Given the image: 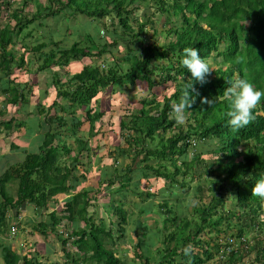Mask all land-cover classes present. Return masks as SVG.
<instances>
[{
	"label": "trees",
	"instance_id": "1",
	"mask_svg": "<svg viewBox=\"0 0 264 264\" xmlns=\"http://www.w3.org/2000/svg\"><path fill=\"white\" fill-rule=\"evenodd\" d=\"M19 1L0 0V15L15 9L14 5L21 6L11 12L14 26L0 25V83L2 80L6 83V87L0 84V93H11L7 102L16 108L31 103L22 91L23 85L14 77L26 72L34 76L35 71L30 70L34 63H39L35 72L37 78L39 73L50 72L48 70L54 64L60 68L78 63L82 67L78 73L70 75L66 83H62L57 74L51 76V81H46L43 92L51 95L48 98L52 99V104L45 108L36 103L38 117L44 119L33 120L42 131L39 150L37 153L25 152L21 164L9 167L0 176V227L6 223L8 208L17 211L29 204L47 211L51 199L61 195L60 212L68 214V220L76 229L68 238H72L77 251L88 256V263L76 256L74 264H123L113 248H117V243L124 237L123 226L127 220L132 219L130 225H136L139 217L128 216L122 205H113L114 197L111 196L125 190L126 195L121 201L127 200L133 178L141 177L157 182V185L147 183L151 189L139 197L152 204L158 201L159 211L156 205H149L140 208L139 214L146 220L155 213L156 219L150 217L148 222L153 219L159 225L160 217L165 218L164 235L154 251L147 248L142 252L146 246L142 235L147 236V240L152 235L147 231L141 233L145 227L139 231L138 242L132 247L142 264H209L216 257L222 260L220 264H240L244 254L248 253L254 256L252 264H264V199L251 193L259 174L264 173V97L253 110L254 119L236 129L227 123V103L223 96L229 80L238 77L246 78L256 88L264 90V0ZM149 5H154L165 16V26H169L167 36L170 39L162 47L149 42L146 29L150 20L145 16L143 19L138 17L140 8ZM28 7L32 13L25 16L24 9ZM74 16L88 21L84 26L89 32L86 30L84 36L91 35L90 46L85 44L89 37L83 40L78 32L71 34L64 28L63 32L69 33L70 46L65 44L64 37L52 36L48 42L36 40L37 44L31 49L21 47L20 53L8 50L15 46V37L28 26L37 24L41 27L49 18L61 21ZM172 17H176L177 25L173 24ZM91 26L98 27L95 35L89 30ZM102 28L107 31L106 38L95 45ZM157 33L154 31L153 37ZM119 47L127 53L117 59L114 50ZM185 47L199 49L211 71L206 74L204 83H194V91L189 89L195 103L186 113L187 123L181 124L173 115V103L190 84L187 82L190 73L180 63ZM93 59H103V62L98 65ZM216 64L219 66L214 67ZM14 66L19 73L11 78ZM138 83L144 84L145 90L136 100L140 108L121 117L113 129L119 131L118 137L125 146L107 153L108 158L115 161L131 159L132 164H123L120 170L116 167L102 177L98 175L96 189L101 190L104 182L109 185L107 199L110 201L103 212L115 217L107 227L101 219L95 221L88 211L89 208L97 209L93 200L98 199L97 194L101 195V191L82 189L85 175L76 170L85 166V159L89 163L92 157L89 141L98 135L96 123L106 128L105 119L121 110L122 104L131 96L130 91L124 93L123 89ZM117 91H120L121 101L117 103L119 105L111 104L108 112V103L103 101L102 95L107 93L114 102ZM51 110L54 115H50ZM26 118L32 120L33 116ZM0 121L7 130H11L16 122L17 127L27 125L26 121L7 111L0 112ZM84 130H87L86 136L78 135ZM28 131L32 130L29 128ZM68 139L72 141L70 146L66 145ZM84 151L86 156L82 154ZM133 166L140 171L132 178ZM160 179L162 183L158 182ZM116 181L119 187L111 191L110 187ZM195 182L197 188H192ZM10 184L16 191L15 197L7 192ZM176 189L183 192V197ZM192 189L193 194L189 195ZM206 190L209 191L207 203L204 201ZM230 203L238 211L230 208ZM181 209H185L184 216L179 215ZM57 212V209L52 211L45 221L33 228L43 236L51 232L64 250L67 241L56 231L61 223ZM133 218L137 220L133 221ZM79 221L85 224V229H77ZM158 224L153 223V227L161 230L162 225ZM115 227H118L117 231ZM12 228L16 235L17 228ZM250 234L253 238L248 237ZM230 239L234 245L226 251ZM7 256L13 264L18 261L21 264H45L11 252ZM65 257L69 254L65 253Z\"/></svg>",
	"mask_w": 264,
	"mask_h": 264
},
{
	"label": "rangeland",
	"instance_id": "2",
	"mask_svg": "<svg viewBox=\"0 0 264 264\" xmlns=\"http://www.w3.org/2000/svg\"><path fill=\"white\" fill-rule=\"evenodd\" d=\"M19 2H21V0ZM20 7H21L20 5H14V8L17 10H19ZM15 9H9L10 10L9 13L5 12L2 15H0V25L1 26L7 25V24H11L13 26L15 25V21L12 18H10L11 12ZM31 13H32V9L30 7L24 9V15L25 16H27V15L30 16ZM143 16L146 17L145 19L150 20V22L147 23V29H146L148 32V38L150 40L149 42L153 45H157L158 47H162V45L169 42L170 38L167 36V33H168L167 29L169 28V26H167V28L165 26V22H166L165 16L162 15L154 5L141 7L139 12H138V17L140 19H143L142 18ZM171 20H172L174 25H177L176 17H172ZM87 22L88 21L86 19L74 16L73 18H70L67 20H61V21H55V20L49 18L48 20L45 21V24L42 25L41 27H37L36 26L37 24H32V25L28 26L25 30H23L22 33H19L15 37V42H16L15 46L9 47L8 50L16 51V52L20 53L21 49H23L21 47H24L25 49H27V48L31 49L33 46H35L37 44L36 40L38 42H40L41 40L48 42L49 38L52 36L53 37L56 36L58 38L64 37L66 39L65 44L70 46V44H69V42H70L69 41V33H67V35H66V33L63 32V30H66V29H67V31L72 32L71 34H73L74 32H78V34L82 35L81 39L84 38L83 40H86V38L89 37L88 38L89 40H86L85 44H86V46H90L91 38H92L91 35H85L84 36V34L86 32H89L87 30L88 28H86L84 26L85 24L87 25ZM63 24H65L66 27H61V26H63ZM107 25H110V21H107ZM64 28H66V29H64ZM97 29H98L97 26H91L89 28V30L94 35L97 33ZM156 30L159 32V34L157 33V34H155V37H153V33ZM29 33H31V34L29 35ZM106 35H107V31L102 28L100 30V34H99L100 39L98 38V42H96L98 44H95V45L101 44L103 42V39L106 38ZM126 53L127 52L125 49H123V47H119L118 50H114V55L117 59H120L122 56L126 55ZM35 55L37 56V54H35ZM15 57L17 59H19V55H16ZM107 57H109V55H107ZM107 60H108V62L111 61L110 58H107ZM92 61L93 62L97 61L98 62L97 64L101 65V63L103 62V59H93ZM210 63L213 64V60H210ZM217 66H219V64H216L214 67H217ZM81 67H82V65L78 64V63H71L69 67L62 66L60 68L54 64L48 70L50 72H45L43 74L39 73V76L37 78L35 72H37V70H38L37 68H39V63H34V65L32 64V68H30V70H33V72L35 71L34 72V78L35 79L33 78V73L30 75L27 72L26 73H19V71H15L16 67L15 66L13 67V73H12L11 78L13 77V75H17L19 73L14 78H16V80L23 85L22 91H23V93L26 94L25 97L28 99V102L31 100V103L29 102L28 105H24L21 108H19L18 110H14L13 108L15 106L7 102L11 98V93H8L7 95L0 93V110L3 111V108L5 109V107H7V111H8V108H10V109L12 108V110H11L12 114L11 115H15V113L17 115H19L20 111L23 110V117L21 115H19L18 118H21L22 121H26L27 124L30 123L27 127L25 126L23 128H26V129L30 128L32 130V132H30V131H28L29 129H27V132H24L23 128H22V130L20 129L21 134L18 135L19 140H14L15 144H18V142L21 141L23 145H20V147L22 146L23 149L25 148L28 151L37 152V147L39 148L41 141H42V135H41L42 131H39L37 128L35 129L34 124H37V123H33V120L37 121L40 119L41 121H43L44 118H43V116L38 117L39 115H38L37 110H36V105L42 104V105L46 106L45 108H47V106L49 104H52V99L48 98L49 96L51 97V95H49V94L47 95L46 92L45 93L43 92V90H45L44 88L46 86L45 85L46 81H48V80L51 81V79H52L51 76H53V74H57L58 78L61 80V82L66 83V81L68 79H70V77H71L70 75H73L74 73H78V71L80 70ZM67 68H69V69L67 70ZM31 75H32V77H30ZM1 85H3V87H6V83L4 82V80H2ZM1 85H0V87H1ZM128 91H130V92H128ZM144 91H145L144 90V84H142V83H138L135 86H127L126 88L123 89V92L124 93L128 92L129 94H131V96L129 97V99H131V100H129V99L126 100L127 102L125 101V104H122L123 108L121 110L113 112V114L111 115V117L109 119H105L106 128L99 127L98 124L96 123L95 127H96V129H98V135L94 140L89 141V146H90V149L92 150L91 156H93L91 158L94 159L93 160L90 158L89 163H88L89 166L87 165L89 169L87 170L86 175H88L89 185H95L96 182H98V177H97L98 175H100V177H102V175L105 174L107 171L111 172L112 169H115L116 167H118V170H120L121 166L123 164L124 165L132 164L131 159L130 160L129 159L128 160L119 159L118 161H115L113 158H108L107 153H109L111 151H115L118 146H125L123 141L121 139H119V137H118L119 131L118 130L114 131L113 129H115V127L118 125L119 119L121 117H123L124 115H129V113H132L133 111H136L140 108L139 104L136 103V100L138 97H140L144 93ZM119 93H120V91H117V95H116L114 102H112V99H110L107 96L108 95L107 93L102 95L103 101L106 100V102L108 103V104H106V109L108 112L111 111V110H109L111 104L115 103V105H116L117 103H120L121 97L119 96ZM126 95H128V94H126ZM157 95H160V93H158ZM52 96H53V94H52ZM44 97H46V98H44ZM46 99H49V100H46ZM46 102H48V103H46ZM59 103L64 104V101L59 100ZM117 105H119V104H117ZM24 114H26V116ZM27 115L33 116V119L31 118L32 120H28L26 118ZM45 115H46V113H45ZM50 115H54V110L50 111ZM35 117H37L38 119H35ZM182 123H184V124L187 123L186 116H185L184 121L181 122V124ZM24 125H26V124H24ZM87 127H88V125L85 124L84 128L87 129ZM4 133L5 132L3 131L2 134H4ZM2 134L0 136V139L3 138V136H4ZM6 134H7V136L10 135L7 130H6ZM78 135L86 136L87 130L82 131ZM26 141H27V143H26ZM71 143H72V141L69 139L66 141V145H68V146H70L69 144H71ZM12 145L13 144L11 142L7 141L5 146L4 145L2 147L0 146V154L1 155L2 154L8 155V156H3L0 159V161H2L3 163H6L7 165H9L10 161H13L14 159H15V163H16V159H19L22 157V152H20L19 150H16L15 149L16 146H14V151L15 152L17 151V153L14 154V151H11V149L13 150ZM82 154L85 156L87 155L86 151H84ZM189 154H191V153H189ZM11 155H13V156L11 157ZM23 159L21 161H23ZM87 166L86 167L81 166V167L85 171L87 169ZM133 169H135V171L131 173V177L132 176L136 177L137 171H140V170H139V168L136 169L135 166H133ZM140 169L142 170L143 167H141ZM0 173H1V171H0ZM92 175H96V176H94L95 178L92 177ZM106 180H108V179L106 178ZM158 182L162 183L163 180L160 179ZM147 183H152V184L157 185V182H155L154 179H151V181H147V180L142 179L141 177L139 179L133 178V181L129 187L131 192L128 194L127 200L123 199V201H121V198L126 195L125 190L119 191V193L115 192V194L114 195L112 194V196H111V198L114 197L113 205H118V206L122 205L123 210L126 211L128 216L130 214H132V215H135V217H137V218L139 217L138 222H137L138 224L136 223V225H134V224L130 225V221L132 219L127 220L128 223L124 224V226H123V228L125 230L124 237L121 240H119V243H117V246H116L117 248H115V247L113 248V252L115 253V255L122 258L123 264H142L141 260L136 257V254H135L132 246L137 244L139 231L143 227H145V229H147L148 227L149 228L147 230L144 229V231H142L141 233L143 234V232H145V231H147L148 233L151 232V233H149V235H152V236L150 237L149 240H147L148 237L142 235V237H143L142 239L146 240L144 242V244L146 243V246H144V249L142 250V252L143 251L145 252L147 248H150V249H152V251H154L157 247H159L160 242L158 243V241H160V239L164 235L163 220L165 218L160 217V220L157 218V220L160 221L159 222L160 225H159L158 222L157 221L155 222V220L153 221V219L151 220V222H148L150 217H153L156 219L157 215L155 213H151L152 215L148 216L147 217L148 219H146V220H144V217L143 218L141 217L143 215L139 214L140 208H145L146 206L148 207L149 205H150V207L156 205L157 211H159V207H158V203H157L158 201H153L154 204H152V203H149L152 201H148L145 198H143V201H142L141 197H139V195L144 194L146 191L151 189L150 186L147 187V185H148ZM195 183L192 184V186H191L192 188L197 185V183L196 184ZM11 184L8 186L7 192L9 195H15V192L10 194L11 188H9V187L11 186ZM108 187H109V185L107 184V182H104L103 188H101V190L94 188L95 189L94 191H96V190H98V192L101 191L100 192L101 195L97 194L98 197L97 196L96 197L98 199L95 198V200H93L94 204L97 206V209L96 208L95 209L89 208L88 211L95 221L98 222L101 219L102 221L105 222V226L110 227L111 222H112L111 220H114L115 217L108 215L106 212H103L104 207H106L107 203L109 204V201H110L107 199V192L109 191L107 189ZM118 187H119V185L116 181L115 185L110 187V190L115 191ZM195 188H197V186ZM102 191H104V192H102ZM193 191L194 190L192 189L189 192V195H192ZM176 192L179 193L178 195H180L182 193L180 195V197H183V192H180L179 190H177ZM152 193H153V191H152ZM208 193H209V191L207 192V190H206V194H205V198H204V201L206 203L209 201V198H208L209 194ZM94 197H95V194H94ZM166 197H168L167 194H166ZM187 201L188 200H186V203L184 204V206L187 205ZM134 204H137V205H134ZM52 205H53V202H50L49 207H51ZM54 206L55 205H53L52 207H54ZM229 207L230 208L232 207V209H235L236 211H238V208L237 207L235 208L234 204H232V203H230ZM60 210H61V206H60V209H58L57 217L61 220L62 225L60 223L59 226L56 228V231H57V233H59L60 236L63 237V239H65L67 241V244H66L64 250L61 249L62 246H61L60 242L57 241V239L55 238V235H52L51 232H47L46 234H44L45 236H43V234H40L31 225H29L30 232L31 233H38V235L40 236V240L36 241L34 238H31L30 242L26 243L27 246H29V245L31 246L29 248L27 247V251L30 249V252H33L34 249L38 246V251L36 252V254H35V252H33V255H35L37 257V258L35 257L37 261H39L41 263H45V264L46 263H48V264H74L73 260L76 258V256H80L81 258H84V262L88 263V260H87L88 256H84L82 253L77 251L76 247H74L72 245V238H68L72 234L73 230H76V229H74V227L71 225L72 223L69 220L64 222V220H65L64 218L67 217L68 214L62 213V212H60ZM47 211L48 212H46L44 214L50 213L49 209ZM105 211H106V208H105ZM146 211H147V209H146ZM155 212H156V210H155ZM185 214H186L185 209H181L179 215L184 216ZM46 217H47V215H46ZM137 218H133V221H136ZM40 221L38 220V221H36V223L38 224ZM9 222L10 221L8 220L6 223H4L3 227L4 228L6 226L8 227ZM153 223L158 224V226L162 225V229L160 230L159 227L158 228L153 227ZM78 227L83 230V229H85V224L82 221H79V224H77V229H78ZM117 230H118V227H115V231H117ZM28 235H30V234H28ZM219 235H222V233ZM225 236H228V235H225ZM248 237L253 238V234L248 235ZM139 239H140V237H139ZM232 245H234V243ZM230 247L232 248L231 245H230ZM164 248L167 249L166 247H164ZM64 253H68L69 257L66 258ZM138 255H140V253ZM144 255L145 254H143V256ZM42 256H44V258ZM253 259H254L253 254H249V253L244 254L243 259L241 260L240 264H252ZM220 263H223L222 260H219L216 257L214 259V262H211L209 264H220ZM89 264H97V263L92 262Z\"/></svg>",
	"mask_w": 264,
	"mask_h": 264
},
{
	"label": "clouds",
	"instance_id": "3",
	"mask_svg": "<svg viewBox=\"0 0 264 264\" xmlns=\"http://www.w3.org/2000/svg\"><path fill=\"white\" fill-rule=\"evenodd\" d=\"M180 63L190 73V84L187 85L181 97L173 103V115L183 122L188 109L195 103V97H190L189 89H193L194 83H204L206 74L211 70L206 60L200 55V50L195 47H185L182 50ZM183 82V77L181 78ZM229 86L224 90L223 96L227 103L225 116L229 126L239 129L248 125L253 119V110L261 98L264 97V90L258 89L246 78L229 80ZM194 91V89H193ZM205 102V101H202ZM213 103L215 101H212ZM251 193L264 199V173H260Z\"/></svg>",
	"mask_w": 264,
	"mask_h": 264
},
{
	"label": "crops",
	"instance_id": "4",
	"mask_svg": "<svg viewBox=\"0 0 264 264\" xmlns=\"http://www.w3.org/2000/svg\"><path fill=\"white\" fill-rule=\"evenodd\" d=\"M30 77H32V75ZM33 78H34V76H33ZM18 108L15 107L14 110H18ZM11 110H12V108L9 109L8 111L3 108V111L0 110V112H4L5 113V111H7L10 114H12ZM19 115H21L23 117V110L20 111V114ZM19 115H17L15 113L14 116H15V118L16 117L18 118ZM19 119H21V118H19ZM29 124L30 123H28L27 125H24L23 124V127H25V126L27 127ZM17 126H18V123L16 122L15 125L13 126V128L11 130H7L4 127V125L2 124V122L0 121V136L3 133V131L5 132L4 134H2V135H4L3 138L0 139V146L1 147L3 145L5 146L6 142L8 141V142H11L13 144L12 145L13 146V150L11 149V151H14V146H16L15 149L16 150H19L20 152H22V157L19 158V159H16V163H15V159L13 161H10V164L9 165H7L6 163H3L2 161H0V171H1L0 176L9 167L15 166V165H18V164H21L24 161V159H25L26 153L33 152V151H28L25 148L23 149L22 146L20 147V145H23L21 141H19L18 144H15V141L14 140H19L18 135L21 134L20 131L23 128L22 126L21 127H17ZM35 127H36V125H35ZM27 129H29V128H27ZM6 130L8 131V133L10 135L7 136ZM30 132H32V131H30ZM26 143H27V141H26ZM38 150H39V148L37 147V152H38ZM37 152H33V153H37ZM15 153H17V151L16 152L14 151V154ZM13 155H11V157ZM3 156H8V155H5V154H2L1 155L0 154V159ZM70 157H72V155ZM22 159H23V161H21ZM91 159H93V158H91ZM84 162H85V167L87 165L89 166L88 160L86 161V159H85ZM88 166H87V169L85 171H84V169L81 166L76 170V172L78 174L83 173L85 175V180L83 181V183L81 185V188L82 189L83 188H90V189L93 188L94 189V188H97V185H98L97 182H96L95 185H89L88 175H86L87 174V170L89 169ZM94 176H96V175H92V177H94ZM98 181H99V177H98ZM14 192L16 193V191H14V190L11 189V193L10 194H12ZM12 196L15 197V195H12ZM66 197H67V195L64 198H66ZM57 199H55V198H52L51 199V202H53V205H55V206L52 207L53 206L52 205L51 207H49V212L50 213L52 211L56 210V209H57V211H58V209H60V201L59 200L62 199V196L61 195L58 196ZM46 212H48V211L43 210V209L42 210L36 209L33 205H29V204H26L24 207L19 208L17 211H15L13 209H10V208H8L6 210V218H5V220H6V222L8 220L10 222L8 224V227H5V228L3 226L0 227V264H13V261L8 258L9 256H7L8 252H11V253H13L15 255H18L20 257L21 256H27L29 259L33 258V259L36 260L37 257L35 255H33V252H35V254H36V252L38 251V246L34 249V251L32 250L33 252H30V249L27 251V247L29 248L31 246L30 245L27 246L26 243H29L30 240H31V238H34L36 241H39L40 240V236L38 235V233H31L30 232V229H29V225H31L33 227L35 225L36 221H38V220L39 221L40 220L41 221H45L49 217L48 215L50 214V213L49 214H44ZM46 215H47V217H46ZM64 219H65L64 222L65 221H68V216L65 217ZM61 225H62V223H61ZM12 227L17 228V234L14 237H13V235L11 233V228ZM28 234H30V235H28ZM18 264H21V261H18Z\"/></svg>",
	"mask_w": 264,
	"mask_h": 264
},
{
	"label": "built area",
	"instance_id": "5",
	"mask_svg": "<svg viewBox=\"0 0 264 264\" xmlns=\"http://www.w3.org/2000/svg\"><path fill=\"white\" fill-rule=\"evenodd\" d=\"M193 143H194V142H193ZM11 233H12V235H15V229L12 228V229H11ZM233 243H234L233 239H230L229 242H228L229 246H230V245L232 246ZM224 245H226V244L224 243ZM230 248H231V247H228V246H227L226 251H230Z\"/></svg>",
	"mask_w": 264,
	"mask_h": 264
}]
</instances>
